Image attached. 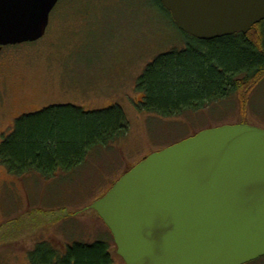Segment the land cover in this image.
Returning a JSON list of instances; mask_svg holds the SVG:
<instances>
[{
    "label": "rangeland",
    "instance_id": "obj_1",
    "mask_svg": "<svg viewBox=\"0 0 264 264\" xmlns=\"http://www.w3.org/2000/svg\"><path fill=\"white\" fill-rule=\"evenodd\" d=\"M78 3L56 7L39 41L0 51V145L18 118L55 105L86 111L120 106L128 132L51 179L34 172L11 175L0 163V264H30L29 252L40 243L63 253L75 242L98 240L109 242L112 264H126L91 208L96 200L145 157L202 130L237 124L264 129V80L178 117L139 110V77L158 56L184 49L189 36L158 0ZM252 264H264V257Z\"/></svg>",
    "mask_w": 264,
    "mask_h": 264
},
{
    "label": "water",
    "instance_id": "obj_2",
    "mask_svg": "<svg viewBox=\"0 0 264 264\" xmlns=\"http://www.w3.org/2000/svg\"><path fill=\"white\" fill-rule=\"evenodd\" d=\"M60 0H0V48L37 42ZM200 40L249 33L264 0H160ZM94 209L126 264H250L264 257V129L202 130L145 157Z\"/></svg>",
    "mask_w": 264,
    "mask_h": 264
},
{
    "label": "trees",
    "instance_id": "obj_3",
    "mask_svg": "<svg viewBox=\"0 0 264 264\" xmlns=\"http://www.w3.org/2000/svg\"><path fill=\"white\" fill-rule=\"evenodd\" d=\"M68 1L60 0L57 9ZM72 1L79 4V0ZM158 3L168 12L160 0ZM188 36L184 49L158 56L139 77L136 88L143 96L139 110L178 117L251 91L264 80V21L247 34L214 40ZM128 127L127 116L117 105L97 111L50 106L15 121L12 133L0 145V163L11 175L34 172L51 179L81 166L95 148L124 136ZM28 259L30 264L113 263L110 244L105 240L75 242L63 253L40 243L29 252Z\"/></svg>",
    "mask_w": 264,
    "mask_h": 264
},
{
    "label": "flooded vegetation",
    "instance_id": "obj_4",
    "mask_svg": "<svg viewBox=\"0 0 264 264\" xmlns=\"http://www.w3.org/2000/svg\"><path fill=\"white\" fill-rule=\"evenodd\" d=\"M3 48H0V51L2 50Z\"/></svg>",
    "mask_w": 264,
    "mask_h": 264
}]
</instances>
